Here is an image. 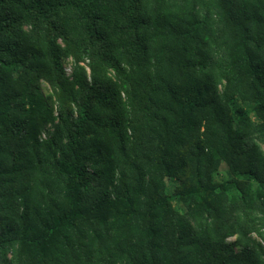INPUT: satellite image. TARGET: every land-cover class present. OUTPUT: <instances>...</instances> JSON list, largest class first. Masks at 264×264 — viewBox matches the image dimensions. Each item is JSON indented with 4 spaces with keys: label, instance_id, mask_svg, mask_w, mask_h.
<instances>
[{
    "label": "trees",
    "instance_id": "trees-1",
    "mask_svg": "<svg viewBox=\"0 0 264 264\" xmlns=\"http://www.w3.org/2000/svg\"><path fill=\"white\" fill-rule=\"evenodd\" d=\"M0 264H264V0H0Z\"/></svg>",
    "mask_w": 264,
    "mask_h": 264
},
{
    "label": "rangeland",
    "instance_id": "rangeland-1",
    "mask_svg": "<svg viewBox=\"0 0 264 264\" xmlns=\"http://www.w3.org/2000/svg\"><path fill=\"white\" fill-rule=\"evenodd\" d=\"M66 72L68 75L71 74V62L65 61L64 62ZM42 92L47 96L50 93V89L46 83H42ZM229 177V171L227 166L223 163L220 167L218 174L215 177V180L218 182L224 181ZM171 184V182H169ZM173 205L177 210H181V205L177 202V200L173 201ZM233 240V239H232Z\"/></svg>",
    "mask_w": 264,
    "mask_h": 264
}]
</instances>
